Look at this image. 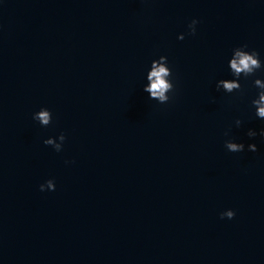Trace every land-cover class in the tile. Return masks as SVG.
Segmentation results:
<instances>
[{"label":"water","instance_id":"obj_1","mask_svg":"<svg viewBox=\"0 0 264 264\" xmlns=\"http://www.w3.org/2000/svg\"><path fill=\"white\" fill-rule=\"evenodd\" d=\"M243 43L264 57L260 0H3L0 264H264L257 89L215 87ZM160 55L166 104L143 90ZM61 132L63 151L43 143ZM232 138L259 150L229 152Z\"/></svg>","mask_w":264,"mask_h":264},{"label":"clouds","instance_id":"obj_2","mask_svg":"<svg viewBox=\"0 0 264 264\" xmlns=\"http://www.w3.org/2000/svg\"><path fill=\"white\" fill-rule=\"evenodd\" d=\"M3 0H0L2 3ZM264 3V0H260ZM200 23L199 19L193 18L187 25V32H181L178 35L179 40H184L186 35L195 36L197 34V25ZM227 70L230 78H220L216 81L215 87L217 91H223L228 94L242 93V80L252 79V83L257 89L255 96L251 100V107L254 116L264 121V57L261 52L255 48H250L247 43L237 45L232 48L231 55L227 61ZM143 90L148 93L149 100H155L159 104H166L173 99L176 91V77L173 72L172 64L167 55H160L158 58L151 60L150 67L147 68L145 82L143 83ZM34 120L39 122L43 127L49 126L53 121L52 110L48 107H41L38 111L33 113ZM243 121L236 119L235 125L240 127ZM227 136L228 133L225 132ZM264 137V127L257 131L254 128H249L247 136L255 138L257 136ZM66 135L61 132L58 137L50 136L44 139L45 145L52 146L56 152H61L64 149ZM225 148L229 152L240 153L245 150L250 152H257L258 145L237 141L236 139H227L224 142ZM74 163V161H72ZM69 163V161H65ZM40 191H54L56 189V182L54 179H48L46 182L39 185ZM236 216V211L228 208L220 213L221 219L225 217L233 219Z\"/></svg>","mask_w":264,"mask_h":264}]
</instances>
